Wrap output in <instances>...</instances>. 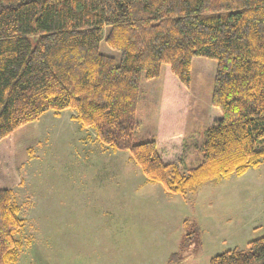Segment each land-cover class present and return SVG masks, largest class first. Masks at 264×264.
I'll use <instances>...</instances> for the list:
<instances>
[{
	"label": "trees",
	"instance_id": "16d2710c",
	"mask_svg": "<svg viewBox=\"0 0 264 264\" xmlns=\"http://www.w3.org/2000/svg\"><path fill=\"white\" fill-rule=\"evenodd\" d=\"M101 41L119 52L118 62L100 52ZM194 56L216 60L211 104L220 116L204 131L199 164L182 172ZM162 67L154 137L135 142L141 74L155 78ZM66 108L101 144L127 150L145 180L169 194L257 167L264 163V0H0V139ZM19 211L13 191L0 186V264L17 261ZM209 264H264V235Z\"/></svg>",
	"mask_w": 264,
	"mask_h": 264
},
{
	"label": "rangeland",
	"instance_id": "374dc122",
	"mask_svg": "<svg viewBox=\"0 0 264 264\" xmlns=\"http://www.w3.org/2000/svg\"><path fill=\"white\" fill-rule=\"evenodd\" d=\"M99 50L119 61L104 41ZM215 69L214 58H192L182 172L199 164L204 131L220 116L211 104ZM163 72L141 74L135 142L154 137ZM75 114L48 110L0 139V186L13 191L25 220L15 264H170L180 245L176 264H209L264 235V163L169 194L145 180L127 150L101 144Z\"/></svg>",
	"mask_w": 264,
	"mask_h": 264
}]
</instances>
